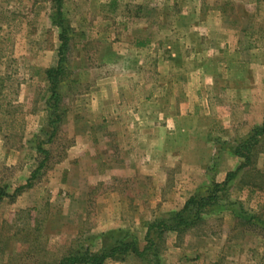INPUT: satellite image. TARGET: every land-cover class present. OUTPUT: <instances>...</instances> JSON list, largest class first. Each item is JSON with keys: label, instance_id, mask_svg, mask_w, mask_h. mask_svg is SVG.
I'll return each instance as SVG.
<instances>
[{"label": "rangeland", "instance_id": "374dc122", "mask_svg": "<svg viewBox=\"0 0 264 264\" xmlns=\"http://www.w3.org/2000/svg\"><path fill=\"white\" fill-rule=\"evenodd\" d=\"M55 12L50 0H0V264H56L72 250L99 251L107 230H123L112 241L135 240L141 250L149 225L178 224L174 213L188 197L209 181L223 182L245 163L243 153L249 165L204 207L202 224L180 223V234L164 229L156 254L103 264H264V133L253 138L264 118V0H61L62 55ZM214 49L212 59L197 55ZM60 57L59 98L50 105L62 115L46 143L52 114L45 70ZM219 63L225 70L213 73L214 102L233 116L235 133L215 129L209 157L207 130H189V154L176 152L172 165L155 169L161 179L150 176L153 169L143 174L149 156L136 136L143 122L165 126L179 110L172 102L181 97L182 72L201 64L214 71ZM37 146L48 150L38 170L44 154ZM175 175L190 180L174 184ZM29 178L31 186L15 192ZM233 210L259 226L240 223Z\"/></svg>", "mask_w": 264, "mask_h": 264}, {"label": "crops", "instance_id": "0c3cea01", "mask_svg": "<svg viewBox=\"0 0 264 264\" xmlns=\"http://www.w3.org/2000/svg\"><path fill=\"white\" fill-rule=\"evenodd\" d=\"M197 38V37H195ZM204 40H206L207 38L204 37ZM235 39V43L236 38ZM211 41V40H209ZM149 42V40H139L136 42V44L138 45H146ZM169 45H167L168 48ZM170 47V57H173L177 54H175L176 48H174L173 46H169ZM235 48V47H234ZM233 48V49H234ZM217 49L214 50H201L199 51V53H197L198 57H205L204 56V52L205 55L207 57L208 60L214 58L215 56V51ZM187 56H183L180 57V59L182 60L183 58H186ZM209 66L206 64H201V66L199 65L195 70L197 71H190V70H182L184 72H182V83L180 84V91H181V97L180 99L177 101L176 104V100L173 103V106H179V110L178 113L174 112L165 117V122L166 125L163 126L162 125H158V123H151L149 124V127H145V122H143V128H141L139 130V132H137L136 136H137V141H138V145H143L145 146L146 144V150H145V154L148 157V163L144 164L145 166H143L141 168L140 171H143V174L148 173L149 170H151L150 176L154 179H156L157 177H159L158 174H155L154 170L156 169V171L158 170H163L162 167L163 165H166V163H169V165H172L170 160V156L172 157L176 152L178 155L181 154V157L184 155L189 154L192 150L191 149V143L192 140L190 138V132L189 130L193 131L195 134L202 130H207V134L205 135V143L202 144L204 147L205 145L208 148L206 149V155L208 154V156L210 157V154L213 153V150L215 151V149H209L212 146V144L208 141L210 139H213V137H215V129H217V132H221L222 129H225L227 133L231 132L232 134L235 133L236 128L233 127L235 126L233 124L234 118L232 115H228L227 113H222L219 111V106L216 104L220 99H218L216 102H214V100L216 99V92L215 90L218 89V86L213 85L214 79L213 77L219 73V75L222 77V71L225 70V64H217L216 65V70L212 71V70H205L207 69ZM233 68V67H232ZM217 71V73H216ZM233 71H239V69L235 66V68H233ZM197 73L199 76H197V78L194 80V82H191L192 78V74ZM215 75H214V74ZM175 84V83H173ZM235 83H231L229 84V86L232 88L234 87ZM169 87L172 89L171 91L173 92V85L171 84V86L169 85ZM242 87L246 88L247 90H249L250 88L257 87L258 90V86L255 87V84H248L245 83L242 85ZM169 88V89H170ZM261 87L259 86V89ZM213 92V94L211 93ZM200 94V96H199ZM174 101V100H173ZM169 102V105L171 103V100L167 101V103ZM180 102V103H178ZM172 106V105H171ZM197 106L200 108H197ZM198 110V111H197ZM197 113V114H196ZM109 118V116H108ZM195 118H198V120H196ZM110 120V119H109ZM108 120V121H109ZM243 120H245V123L247 121L251 122L253 124H257V120L253 121L252 119L249 118H243ZM260 120H258L259 123ZM142 122V121H140ZM188 122V125L186 126L185 123ZM190 122L193 123H202V124H206L203 125L202 127H190L189 125L191 124ZM250 124V123H249ZM210 132V133H209ZM147 140L150 141V144H147ZM189 143V144H188ZM194 143V142H193ZM184 144H188L187 149H185L183 147ZM194 145V144H193ZM150 148V151H149ZM186 153V154H185ZM235 154L230 152L229 153V159L230 160H234L235 159ZM205 162H203V165H207L209 164V158H207L206 160H204ZM159 165V166H156ZM186 166V165H185ZM150 167H154V168H150ZM156 167V168H155ZM149 168V169H147ZM217 170L221 169L220 167V163H218L217 166ZM223 168V166H222ZM186 170H189V165L185 167ZM148 170V171H147ZM177 170V169H176ZM175 170V171H176ZM177 172V171H176ZM183 177H185L188 181L190 180L189 175H182V176H178L175 175L173 179L174 184L177 183V180L180 179L181 181H183ZM161 179V177H159ZM204 178V177H203ZM203 178H201L202 183H206V181L203 180ZM206 178V177H205ZM213 178V177H212ZM208 179V178H206ZM212 182V181H209ZM213 182H216V180L214 179ZM188 184V183H187ZM186 184V185H187Z\"/></svg>", "mask_w": 264, "mask_h": 264}, {"label": "trees", "instance_id": "16d2710c", "mask_svg": "<svg viewBox=\"0 0 264 264\" xmlns=\"http://www.w3.org/2000/svg\"><path fill=\"white\" fill-rule=\"evenodd\" d=\"M50 1H52L56 7V12H55L56 14L53 18V23L56 26H58L61 30L59 35V38L61 40L59 54L62 55L61 50L65 47L67 41V38L64 34L67 32V28L65 27L64 21L61 18V0H50ZM61 57L59 58V60H57L56 66L47 68L45 70V75L47 77V80L50 82V86H51L50 96L47 98L48 109L52 114L51 117L55 115L52 120L50 117V125L52 126V129L47 139L44 141L46 143H50V141L52 140L53 136L56 134V131L58 129L57 124L61 121L62 114L60 112L59 113L57 112L58 114H55L56 110L58 109L57 103H52L53 105H50V101H56L59 98L57 93L54 91V87L56 86L54 80L56 75L62 69ZM254 131L255 132L253 138L256 137L257 135L264 133V118L261 125L258 126ZM251 148H249L247 152H249ZM37 149L38 151H41L44 154V158H42V160L39 162L36 170L43 167L48 154V150H45L40 146H37ZM241 156L244 158L245 163L240 164L234 171L227 172L223 182L218 183L212 181L209 185L201 187L203 189L202 193L196 192L195 194H192L191 196L188 197L182 209L174 213V215L178 219V224L171 225L161 219L157 222V224L149 225L145 235L146 245L141 250H139V248L137 247L135 240L133 241L125 240L123 237H121V238H116L114 241H112V237H113L112 235H114V233L122 234L123 230H107L101 233L102 248L99 249V251L92 252L89 250V248H84L83 250L80 249L74 251L72 250L67 255L62 256L57 261L56 264H103L104 260L107 258L118 260V259H122L123 255L125 254L128 255L130 253L134 254L138 258L139 257L144 258L145 253L148 251L151 252L153 251V253L156 254L158 251L157 245L159 241L162 240L161 237L164 229L167 230L171 229L172 231L176 230L177 234H180L185 230V228L182 227V225H179L180 223L182 224L189 220H193L192 222L194 224H202V222L204 221L202 217V214L205 212L204 207L216 201L219 198L218 193L221 191H225L226 186L229 184V181L234 179L235 175L239 171H244L246 165H249L248 153L245 154L243 153L241 154ZM31 179L29 178L26 184L20 186L18 189L15 190V192H21L23 189L30 187ZM192 208L195 209V211L193 212V217L189 215ZM232 214L235 217V219H238L239 222L242 224H247L251 228L252 227L255 228L259 226L257 223H254L251 220L243 217V215L240 214L239 211L233 210ZM158 229L160 230L158 231ZM109 241H110V246L108 245Z\"/></svg>", "mask_w": 264, "mask_h": 264}]
</instances>
